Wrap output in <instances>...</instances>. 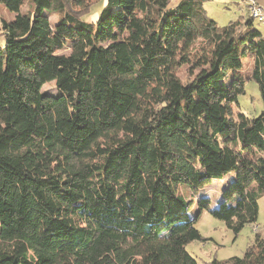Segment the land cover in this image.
Listing matches in <instances>:
<instances>
[{
    "label": "trees",
    "instance_id": "trees-1",
    "mask_svg": "<svg viewBox=\"0 0 264 264\" xmlns=\"http://www.w3.org/2000/svg\"><path fill=\"white\" fill-rule=\"evenodd\" d=\"M101 1L0 0V264H200L180 187L231 172L218 208L198 209L236 235L257 223L261 30L220 26L218 0H106L88 22ZM250 81L263 109L235 115ZM209 264H264V239Z\"/></svg>",
    "mask_w": 264,
    "mask_h": 264
},
{
    "label": "rangeland",
    "instance_id": "rangeland-1",
    "mask_svg": "<svg viewBox=\"0 0 264 264\" xmlns=\"http://www.w3.org/2000/svg\"><path fill=\"white\" fill-rule=\"evenodd\" d=\"M242 1V0H241ZM258 1V0H257ZM240 3V0H218L212 3H206L205 7L209 12V15L218 21L220 26H224L231 19L235 17L238 9L235 3ZM106 0H102L100 4L93 8V11L86 20L88 22L96 20L101 9L105 5ZM243 4H245L242 1ZM258 4L262 6L259 2ZM247 7V5L245 4ZM264 7V6H263ZM92 8L91 5L87 6L83 13H86L88 9ZM29 11V6L26 4L22 9V12ZM91 11V10H89ZM6 17L12 19V15L5 13ZM246 18L250 20L247 8ZM56 16L51 17L54 21ZM255 26L264 32V25L254 21ZM3 44V39H0V45ZM68 53L66 50L65 53ZM251 66L247 65L242 72L244 76H249ZM188 68H182L179 71V76L183 81L188 80ZM45 92L51 91V86L45 87ZM240 108L233 107L234 114L243 113L250 117H257L260 115L263 104L260 97L258 86L255 82L250 81L246 84L245 95L239 98ZM236 178V172L228 173L224 176L215 178L211 183L207 184L203 188L199 189L195 193L191 192L188 186L180 187V195L192 200L194 202L191 210V219H198L195 226L201 233L204 240L202 242H195L187 247V251L198 260L200 264H209L214 259L224 261L233 257H242L249 246H251L256 239L257 235H260L264 239V196L259 201V215L257 223L254 225L246 226L240 234L236 235L233 231L227 228L223 221L214 218L208 211H200L197 207L196 201L200 198H209L211 200V208H218L222 201V194L225 188L228 187Z\"/></svg>",
    "mask_w": 264,
    "mask_h": 264
},
{
    "label": "built area",
    "instance_id": "built-area-1",
    "mask_svg": "<svg viewBox=\"0 0 264 264\" xmlns=\"http://www.w3.org/2000/svg\"><path fill=\"white\" fill-rule=\"evenodd\" d=\"M248 8L249 18L264 25V7L257 0H242Z\"/></svg>",
    "mask_w": 264,
    "mask_h": 264
},
{
    "label": "crops",
    "instance_id": "crops-1",
    "mask_svg": "<svg viewBox=\"0 0 264 264\" xmlns=\"http://www.w3.org/2000/svg\"><path fill=\"white\" fill-rule=\"evenodd\" d=\"M258 2H259L262 6H264V0H258ZM235 4L237 5V9H238V11H237L235 17L232 16L231 19H232V18H233V19H236V18H244L245 21H247V18H246V16H247V15H246V14H247V7L245 6V4H243L241 0H240V3L238 2V3H235ZM261 32H262L263 35H264V32H263V31H261Z\"/></svg>",
    "mask_w": 264,
    "mask_h": 264
},
{
    "label": "bare ground",
    "instance_id": "bare-ground-1",
    "mask_svg": "<svg viewBox=\"0 0 264 264\" xmlns=\"http://www.w3.org/2000/svg\"><path fill=\"white\" fill-rule=\"evenodd\" d=\"M259 23H261V22H259Z\"/></svg>",
    "mask_w": 264,
    "mask_h": 264
}]
</instances>
